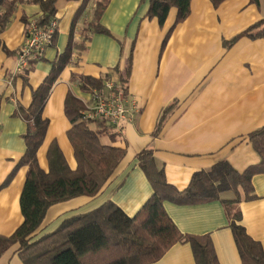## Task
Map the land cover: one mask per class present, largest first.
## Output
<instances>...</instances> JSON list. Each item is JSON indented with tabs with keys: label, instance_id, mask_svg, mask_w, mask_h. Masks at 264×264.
Returning <instances> with one entry per match:
<instances>
[{
	"label": "crops",
	"instance_id": "0c3cea01",
	"mask_svg": "<svg viewBox=\"0 0 264 264\" xmlns=\"http://www.w3.org/2000/svg\"><path fill=\"white\" fill-rule=\"evenodd\" d=\"M57 30L42 56L30 61L25 73H16L17 52L24 29L41 14L32 3L17 4L10 21L0 30V235L10 236L22 221L19 197L27 167L18 165L25 147L26 120L19 113L31 103L32 92L50 71L53 60L63 52L70 30L75 47L53 83L42 107L48 121L37 150L39 166L47 172V147L55 142L71 169L76 166L67 137L72 126L65 111L68 96L85 101L88 90L81 78L103 82L117 79L129 62L126 92L135 102L132 122L122 130L102 135L104 144L118 146L125 155L114 173L94 196H77L51 205L39 226V235L57 228L73 214L88 212L110 200L133 216L152 194L149 179L136 154L149 148L157 169L179 192L191 175L225 160L238 172L258 164L260 156L248 135L264 125V37L250 39L240 34L264 18L251 0H190L187 16L175 22L171 7L163 23L146 16L148 0H108L99 23L108 33L92 31L95 1L86 7L72 26L81 0H57ZM72 26V27H71ZM157 130V132H156ZM111 132V131H110ZM156 132V133H155ZM254 198L232 202L240 212V224L248 235L264 237V173L252 178ZM220 198L233 200L232 190ZM221 200L201 203L163 201V209L183 234H208L219 264H242L228 226ZM19 244L0 254V264H24ZM189 243H176L150 264H194Z\"/></svg>",
	"mask_w": 264,
	"mask_h": 264
},
{
	"label": "trees",
	"instance_id": "16d2710c",
	"mask_svg": "<svg viewBox=\"0 0 264 264\" xmlns=\"http://www.w3.org/2000/svg\"><path fill=\"white\" fill-rule=\"evenodd\" d=\"M56 1L0 0V30L10 21V16L20 3L38 5L41 14L35 19L36 22L40 25L48 23L57 11ZM81 1L74 13L72 26L88 2ZM94 1L93 19L89 27L92 31L108 33L99 23L108 0ZM211 1L217 5L222 0ZM189 5L190 0H148L146 16L156 17L161 24L168 10L175 7V22H179L187 16ZM240 37H264V18L257 20L240 34L237 33L228 44ZM71 39L70 30L65 49L57 54L50 71L32 92L31 103L25 109L19 108V113L27 122L26 131L22 135L25 150L18 161V165L27 167L18 201L23 221L10 236L0 235V254L11 244L18 243L17 254L24 264H150L159 260L172 245L187 242L192 250L194 264H219L208 234L181 233L163 209L165 200L176 203H201L219 199L224 204L228 226L242 264H264V237L262 241L254 240L245 233L246 230L239 220L240 212H232L230 207L232 202L249 200L255 196L252 193L251 178L257 173H264V125L248 135V140L260 156V161L258 164L249 165L242 172L235 170L227 161L221 160L208 170L195 171L186 188L179 192L166 182L162 170L155 166L151 149L146 148L138 152L135 158L149 179L153 192L133 216L127 215L114 202L107 200L88 212L64 218L56 229L39 235L44 213L51 205L77 196L96 195L125 155L123 148L104 144L100 140L102 135L109 133V136H112L110 139L113 140L115 132L103 122L81 120L83 102L68 96L64 107L72 126L66 134L73 148L76 166L74 169L68 166L55 142H51L47 147V172L36 161L37 147L42 143L48 124L47 119L42 117V107L59 73L69 63L70 53L75 47ZM128 64L129 62L125 64L124 72L117 78L122 92L126 90ZM26 70L27 67L23 73ZM80 80L82 86L88 90L93 87L100 88L102 84L100 80L88 77ZM226 190L234 191L233 200L220 198L219 193Z\"/></svg>",
	"mask_w": 264,
	"mask_h": 264
},
{
	"label": "built area",
	"instance_id": "2783aa9c",
	"mask_svg": "<svg viewBox=\"0 0 264 264\" xmlns=\"http://www.w3.org/2000/svg\"><path fill=\"white\" fill-rule=\"evenodd\" d=\"M31 18L24 29L23 41L17 52L16 73L23 72L30 61L39 59L44 50L52 44L57 30V17L48 23H37ZM117 79L104 78L101 87L89 92L80 111L81 120L103 122L113 132L119 133L124 122H132L136 112L134 100L122 92Z\"/></svg>",
	"mask_w": 264,
	"mask_h": 264
},
{
	"label": "rangeland",
	"instance_id": "374dc122",
	"mask_svg": "<svg viewBox=\"0 0 264 264\" xmlns=\"http://www.w3.org/2000/svg\"><path fill=\"white\" fill-rule=\"evenodd\" d=\"M252 3H257L260 12L264 14V0H257L256 2L252 1Z\"/></svg>",
	"mask_w": 264,
	"mask_h": 264
}]
</instances>
